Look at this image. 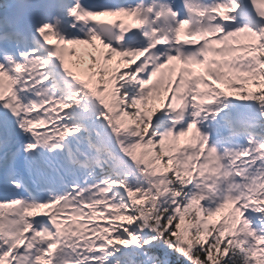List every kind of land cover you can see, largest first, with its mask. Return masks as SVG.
<instances>
[{
	"label": "snow or ice",
	"instance_id": "obj_1",
	"mask_svg": "<svg viewBox=\"0 0 264 264\" xmlns=\"http://www.w3.org/2000/svg\"><path fill=\"white\" fill-rule=\"evenodd\" d=\"M0 264H264V0H0Z\"/></svg>",
	"mask_w": 264,
	"mask_h": 264
}]
</instances>
